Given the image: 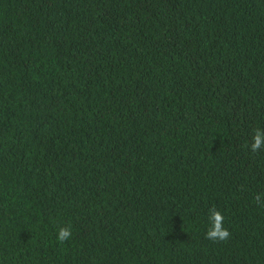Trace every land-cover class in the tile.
I'll return each mask as SVG.
<instances>
[{
    "label": "trees",
    "instance_id": "obj_1",
    "mask_svg": "<svg viewBox=\"0 0 264 264\" xmlns=\"http://www.w3.org/2000/svg\"><path fill=\"white\" fill-rule=\"evenodd\" d=\"M257 128L264 0H0V264H264Z\"/></svg>",
    "mask_w": 264,
    "mask_h": 264
},
{
    "label": "clouds",
    "instance_id": "obj_2",
    "mask_svg": "<svg viewBox=\"0 0 264 264\" xmlns=\"http://www.w3.org/2000/svg\"><path fill=\"white\" fill-rule=\"evenodd\" d=\"M245 148H249L248 144L244 145ZM264 149V129H254L252 142L250 145V151L252 153H258ZM257 205L264 207V192L257 193L254 197ZM209 227L205 234V239L212 242H225L231 238V232L224 226L225 217L220 210L216 207L209 209ZM72 237V225L69 222L66 226H60L57 229L56 239L60 244L66 243Z\"/></svg>",
    "mask_w": 264,
    "mask_h": 264
}]
</instances>
